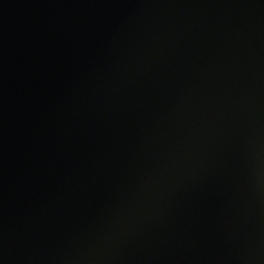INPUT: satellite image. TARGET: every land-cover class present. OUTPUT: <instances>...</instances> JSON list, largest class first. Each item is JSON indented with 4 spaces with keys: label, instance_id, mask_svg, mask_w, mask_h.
<instances>
[{
    "label": "water",
    "instance_id": "95a60500",
    "mask_svg": "<svg viewBox=\"0 0 264 264\" xmlns=\"http://www.w3.org/2000/svg\"><path fill=\"white\" fill-rule=\"evenodd\" d=\"M0 264H264V0H0Z\"/></svg>",
    "mask_w": 264,
    "mask_h": 264
}]
</instances>
